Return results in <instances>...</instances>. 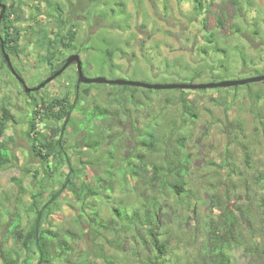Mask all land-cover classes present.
Wrapping results in <instances>:
<instances>
[{
  "label": "rangeland",
  "instance_id": "1",
  "mask_svg": "<svg viewBox=\"0 0 264 264\" xmlns=\"http://www.w3.org/2000/svg\"><path fill=\"white\" fill-rule=\"evenodd\" d=\"M5 1L4 5L12 4L17 11L11 19L17 20L21 37L19 56L9 54L11 62L25 86L35 89L51 74L52 53L37 46L33 27L37 22L47 25L53 38L59 31L55 15L44 5L38 12L36 0ZM53 2L64 9L67 25L63 31L74 25L78 35L75 50L60 48L63 55H56L52 64L81 50L77 55L88 78L206 85L264 75V0H204L200 15L194 0ZM117 3L126 5L125 15L113 16L112 9L120 14ZM222 62L228 70L220 68ZM251 65L259 70H246ZM254 84L204 91L139 88L136 92L129 86L126 91L136 93L126 101L119 95L123 86L81 85L78 91L74 64L29 96L0 57V113L7 108L14 116L0 140V144H9L13 155L11 163L0 167V264L10 258L23 264L28 253L11 233L13 220H20L21 228L28 229L45 200L65 181L66 165L55 172L51 162L47 175L33 141L38 132L46 142L59 139L54 130L66 120L45 117L42 102L63 98L75 103L74 126L64 130L63 140L79 184L95 188L96 178H106L107 171L113 172L115 180L110 204L101 196L84 205L65 189L50 207L46 227L61 236L69 231L77 235L71 242L69 260L57 259L55 264H109L100 258L97 245H102L113 264H146L150 257H157L150 249V239L140 243L138 234L126 226L115 223L120 235L102 230L95 237L89 215L99 211L110 220L116 200L130 214L147 209L150 200L158 204L162 240L168 246V255L161 261L164 264H211L209 253L215 237L211 239L208 230L214 224L219 227L224 220L222 208L227 207L236 219L226 246L231 264H264V84ZM182 92L188 94L195 118L184 112ZM78 95L81 99L76 104ZM95 106L109 112L105 121L94 125L90 109ZM34 123L35 130L29 132ZM90 127L92 137L99 141L98 149L87 147L83 140ZM148 129H154L161 139L157 153L150 154L138 142ZM138 153L146 156V177L124 172L128 162L138 165ZM172 157L188 159L181 172L185 190L181 196L153 184L154 166L165 169ZM40 193L44 196L39 197ZM113 239L123 242V248L110 245L107 240ZM29 255V264H37V253L33 250Z\"/></svg>",
  "mask_w": 264,
  "mask_h": 264
},
{
  "label": "trees",
  "instance_id": "2",
  "mask_svg": "<svg viewBox=\"0 0 264 264\" xmlns=\"http://www.w3.org/2000/svg\"><path fill=\"white\" fill-rule=\"evenodd\" d=\"M38 6L36 10L39 12L41 6H45L49 12L55 15V22L58 25L59 31L52 38L50 33L48 32L47 25L37 22L35 27H33L34 34L38 37L37 46H41L42 48H46L48 52L52 53L51 59H49V63L51 66V74L47 78H51L56 73H58L66 64L67 58L62 59L56 65H53L52 62L55 61L56 55L63 53L59 50L68 49L75 50V42L77 41V31L74 25H71L67 32H64V28L67 25V21L63 20V12L64 9L59 3L53 2V0H36ZM184 1V0H180ZM195 1V9L199 15L203 12L204 0H194ZM6 1L0 0V3L4 5ZM120 7V14H116L114 9L111 10L113 16H123L125 15V7L124 3L116 4ZM2 13V11H1ZM0 13V15H1ZM17 15V11L14 5H8L7 10L4 13L1 26H0V57L3 60V63L6 64V60L2 53V49L4 48L6 54L13 55L15 57L19 56L20 53V29L16 25V19L12 20L11 15ZM18 17V16H17ZM221 23L220 20H218ZM40 38V39H39ZM212 42V41H210ZM81 53V50L77 53ZM57 61V60H56ZM252 66V65H251ZM9 68V66H8ZM220 68L228 70L225 63H220ZM10 69V68H9ZM17 75L22 78L20 72L17 68L14 67ZM248 71H258L259 69L254 68L253 66ZM212 73V72H211ZM197 75H202L200 72H196ZM194 74V76L196 75ZM213 74V73H212ZM257 76H259L257 74ZM58 78V77H57ZM44 83V82H43ZM264 84V82H260ZM42 84V83H41ZM40 84V85H41ZM257 84V83H256ZM39 85V86H40ZM255 85V84H254ZM92 86V85H89ZM250 86V85H249ZM129 86H123L122 90L120 89V99H133L132 94H135L138 87H132L136 92H131L130 94L126 91ZM250 93H252L251 88L248 89ZM204 91V90H202ZM183 95L181 97V102L183 104L184 112L189 114L192 118H195L196 115L193 111V108L188 105V98L185 92H182ZM87 94V92H86ZM30 94L29 96H31ZM79 100L76 104H79L81 95H78ZM127 101V100H126ZM42 108L44 109V116L47 118H56L57 120L65 119L64 126L59 128L58 130H54L56 134L58 133L59 139L57 141L51 140L46 142L45 138L40 135L38 132L36 137L33 139L35 142V151L38 156L42 159L43 164L45 165V173L48 175L50 172L48 171L49 165L54 163V171L56 172L61 166L64 164L67 167L68 173L65 176V181L60 189L53 192L47 200H45L42 207H40L38 211V215L35 218V221L30 225L28 229L21 228V222L18 219H14L11 225V233L14 235L15 240L21 244V247L28 254L25 257L23 264H29V253L33 250L38 255V263L37 264H55V260H69V255L73 252V248L71 242L73 241V236L76 234L74 232L69 231L67 236H61L58 233L50 230L46 227L45 217L47 212L50 211V207L55 204L62 194L65 192V189L69 190L75 197L81 201L84 205L87 204L88 199H96L98 197L103 196V200L106 201L107 204L111 203V193L113 192L112 183L114 182V174L111 171H107L106 178L102 176H98L96 178V187L91 188L86 183H82L81 185L78 182L79 175L77 170L73 167L72 162L67 156L65 143L63 140L64 130L72 125L73 122V112L75 110V103L68 100V98H63L61 100L54 99L50 102L43 101ZM91 119H93V124L96 122H103L106 120V115L109 112L108 109H104L98 106L91 108ZM39 112L35 113V118L38 117ZM14 119V116L11 114L10 110L4 108L0 113V140L3 138L8 123ZM35 130V123L30 128V131ZM93 129L90 127L85 130V136L83 140L86 142V146L91 149H98L99 141L96 138H93ZM99 138V137H97ZM140 145L143 149H146L150 154L157 153L161 139L157 135L154 129H148L145 135L141 138ZM139 163L135 165L131 162L127 163V167L124 172L128 173L132 177H146L147 170V162L146 156L138 153L136 155ZM173 159H169L165 165V169L158 168L154 166L155 172L153 177V184L158 183L160 190L172 189L178 196H181L185 193L184 190V182L180 179L181 172L184 166L188 165V159L180 160L172 157ZM13 160V155L11 153V148L7 142H2L0 144V167H5L8 163H11ZM155 186V185H153ZM154 188V187H153ZM164 192V191H163ZM42 193L39 194V197H43ZM35 202L37 201V196H33ZM115 206L112 209V218L110 220H106L102 215H100L99 211H96L94 216L89 215V225L95 237L100 236V232L104 231H115L120 235L121 231L117 230L114 225L115 223L120 226H126V230L135 231L139 238L140 243H146L147 238L150 239V244L152 251L157 252V257L152 259L151 257L146 262V264H164L161 261L168 255V246L166 241L162 237H164L161 230L163 229L162 223L160 222V210L157 203L153 201H149L146 204L147 209L133 211V213H129L127 208L124 206V203L121 201H115ZM143 207H141L142 209ZM224 220L219 224L212 225L208 232L210 234L211 239L215 241L212 243L214 247H212L209 253V260H211V264H231L230 257L227 254V240L230 239L232 232L234 231V227L236 224L235 216L231 213L230 209L222 208ZM243 214V212H242ZM245 217V216H244ZM220 230V235H219ZM224 233L223 235L221 234ZM147 235V236H146ZM77 236V235H76ZM75 236V237H76ZM146 237V238H145ZM222 238L224 239L223 243ZM108 243L112 246H116V248H123V242H119L118 239L107 240ZM218 244V245H217ZM102 245H97V248L100 250V258L107 261L109 264H113L110 257H108ZM212 246V245H211ZM19 256V254H18ZM4 264H20L19 260L15 258H10V260H4ZM172 264H179L177 261ZM188 264V263H186ZM193 264H198V262H194Z\"/></svg>",
  "mask_w": 264,
  "mask_h": 264
},
{
  "label": "water",
  "instance_id": "3",
  "mask_svg": "<svg viewBox=\"0 0 264 264\" xmlns=\"http://www.w3.org/2000/svg\"><path fill=\"white\" fill-rule=\"evenodd\" d=\"M0 8L2 9V13L0 15V25L4 16V13L7 10V6L1 4ZM2 53L4 55V58L10 68L11 73L17 77V79L25 86V82L22 78H20L17 73L14 70L13 64L11 62L10 56L6 54L4 48L2 49ZM72 64H76L77 71H78V87L77 90L79 91L81 85H93V84H105V85H118V86H132V87H138V88H146L149 90H206V89H215V88H225V87H234L238 85H247V84H254V83H260L264 82V75L259 77H254L247 80L242 81H233V82H221V83H210L206 85H192V84H170V85H147L139 82H127L123 80H115V81H109L104 78H88L85 76L83 72V62L81 60V57L77 54L71 55L68 59L64 67L56 73L54 76L46 80L44 83H42L39 87L32 89L27 88L25 86V92L27 94L32 93L33 91L40 90L44 88L47 84L54 81L57 77L62 75Z\"/></svg>",
  "mask_w": 264,
  "mask_h": 264
},
{
  "label": "flooded vegetation",
  "instance_id": "4",
  "mask_svg": "<svg viewBox=\"0 0 264 264\" xmlns=\"http://www.w3.org/2000/svg\"><path fill=\"white\" fill-rule=\"evenodd\" d=\"M1 5V4H0ZM72 65H74V64H72Z\"/></svg>",
  "mask_w": 264,
  "mask_h": 264
}]
</instances>
